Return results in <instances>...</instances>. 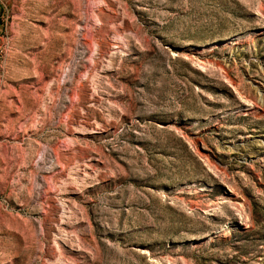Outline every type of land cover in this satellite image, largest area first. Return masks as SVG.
Instances as JSON below:
<instances>
[{
	"label": "rangeland",
	"instance_id": "obj_1",
	"mask_svg": "<svg viewBox=\"0 0 264 264\" xmlns=\"http://www.w3.org/2000/svg\"><path fill=\"white\" fill-rule=\"evenodd\" d=\"M0 26V264H264V0Z\"/></svg>",
	"mask_w": 264,
	"mask_h": 264
},
{
	"label": "crops",
	"instance_id": "obj_2",
	"mask_svg": "<svg viewBox=\"0 0 264 264\" xmlns=\"http://www.w3.org/2000/svg\"><path fill=\"white\" fill-rule=\"evenodd\" d=\"M0 28H1V26H0ZM1 30V29H0Z\"/></svg>",
	"mask_w": 264,
	"mask_h": 264
}]
</instances>
